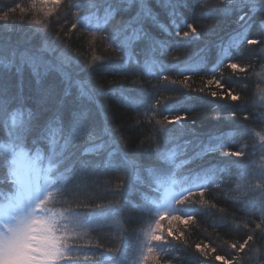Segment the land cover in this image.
<instances>
[{
	"label": "trees",
	"instance_id": "16d2710c",
	"mask_svg": "<svg viewBox=\"0 0 264 264\" xmlns=\"http://www.w3.org/2000/svg\"><path fill=\"white\" fill-rule=\"evenodd\" d=\"M78 2L79 0H64L52 16L45 18L39 11V5L36 9L32 8L31 0H0V14L17 5L27 10L22 13L17 8L15 12H10L7 21H0V70H4L2 65L9 61L18 64L20 54L25 49L38 46L44 40L67 53L73 60L70 66L73 78L80 81L91 95V99L80 97L77 104L88 114L89 127L97 137L95 142L106 141L108 136L104 130L108 129L112 137L121 141L120 147L123 150L137 156L145 165L154 163L151 152L156 146L148 137H155L163 143L153 125L165 115L169 119L177 114L187 116L186 120L175 126L167 125L175 128L173 135L176 137V144L183 146L185 141H190L186 149L187 156L198 152L202 142L206 143L209 137L214 135L227 134L222 141L227 147L221 151L239 150L246 144L247 148L244 150L249 155L228 171L218 172L215 183L208 181L205 184V174H201L197 184L204 189V196L199 195V188H193L190 199L207 203H193L187 207L179 203L173 205L181 212H191L196 219L187 228L181 226L187 243L171 241L169 238L167 254L162 253V258L171 260L172 264H224L223 261L214 259L215 255H220L233 264H264V223L259 212L255 211L258 202L252 200L249 203L254 191L249 185L253 184V177H258L259 166L258 138L254 133L264 125V121L259 119L262 107L256 101L257 88L261 83L258 74L264 66V33L260 27L254 26L246 38L258 39L262 43L249 46L244 42V38L237 37L242 23L237 22V15H221L220 0H183L186 6L178 9L175 24H172L163 11L157 9L160 12L159 23L164 25L167 31L150 21L144 23L145 29L164 47L156 45L153 50L148 40L137 41L133 49L134 60L125 63L121 49L115 44L109 47L108 37L113 27L119 25L122 19L134 15V10L129 12L128 16H117L107 26L106 31L96 33V39L93 41L88 34L89 30L72 32L67 22H56L63 21L65 17L71 20L73 17L69 15V9L71 8L74 14ZM207 4L214 6L210 8ZM36 19L44 20L48 27L41 30V26L34 23ZM256 19L258 25L260 17ZM188 24L197 28V36L183 37V32L190 30ZM177 31L180 36L176 35ZM234 39L239 40V47L230 46ZM94 57L99 59L94 60ZM199 58L203 61L193 65ZM228 62L240 63L242 67L250 64L251 67L248 68L247 75L233 73L226 67ZM121 69L125 74H120ZM212 76L226 83L234 94L241 96V100L234 102L211 96L210 91L217 90L215 85L203 93L196 91L204 87L205 81ZM8 79L13 82L18 79L15 67L8 72ZM186 79L190 87L172 83ZM23 81V105L32 109V96L36 85L27 66L23 71ZM48 81L58 82L59 77L52 73ZM121 93L141 106H129L122 100ZM72 96L79 97V91L75 87L72 89ZM157 100L160 101L159 104H155ZM149 105H155V116L149 112ZM165 107H171L173 111H164ZM231 112H235V117L230 115ZM145 113H148L147 117ZM244 116L249 119H243ZM87 145V138H81L77 147L72 150L75 155L62 165L59 171H64L72 163H75L77 169L80 168L77 157H80V152ZM105 155L106 153L101 151L99 154L81 157L90 163L72 182L74 185H81L83 191L88 194L84 199L90 207L81 208L79 211L108 217L107 220L98 219L96 226L88 231L81 243L85 244L87 251H95L98 254L106 249L119 247L120 259L124 264H131L133 261L142 264V254L146 252L144 245L147 242L144 233L157 218L155 211H148L149 207L154 209L155 206L149 205L142 198V194L155 198L162 195L163 189L157 192L155 186L149 187L147 179L144 183L136 184L134 189L130 188V182L125 175L124 186L118 190L115 185L121 182V174L103 168ZM182 159L183 156L178 157L176 165H179ZM238 159L240 158L223 157L219 152H215L196 160L190 166L166 167L174 168L175 179L181 181L173 186V190L179 192L181 188L191 186L190 183L184 182V177L189 176V168L199 172L201 168L208 169L213 165L223 167L228 161ZM249 166L248 184L237 188L240 171ZM0 187L7 189L8 184ZM244 192L250 195H242ZM129 200L139 207L133 208L128 203ZM163 223L166 225L167 221ZM258 224L259 228L256 227ZM249 234L254 236V240L249 242L244 252L231 247L233 243L242 244ZM196 244L209 245L210 248H215L216 252L209 250L207 256L202 255L196 250ZM78 264H96V260L82 259ZM147 264H152V261Z\"/></svg>",
	"mask_w": 264,
	"mask_h": 264
},
{
	"label": "snow or ice",
	"instance_id": "6c2138e0",
	"mask_svg": "<svg viewBox=\"0 0 264 264\" xmlns=\"http://www.w3.org/2000/svg\"><path fill=\"white\" fill-rule=\"evenodd\" d=\"M63 2L64 0H31L32 8L36 9L39 5V11L45 18L52 16ZM220 4L222 7L219 11L222 16L236 14L237 22H242L237 37L244 38V42L249 46L262 43L258 39H248L246 35L254 26L260 27L261 32L264 33V0H220ZM185 6L183 0H158V2L157 0H79L74 14L71 8L69 9V15L73 17L71 20L65 17L63 21L56 22L61 24L67 22L72 32L87 29L94 41L96 33L106 31L107 26L117 16H128V13L134 10V15L122 19L119 25L113 27L108 37L109 47L115 44L121 49L122 60L130 63L134 60L133 49L137 41L148 40L153 50L156 45L164 47L144 27V23L150 21L167 31V28L159 23L160 12L157 9L163 11L172 24H175L178 9ZM206 6L211 8L214 5ZM17 8L22 13L27 11L21 5H17L0 14V21H7L10 12H15ZM101 12L103 15H98ZM258 16L260 19L257 25ZM34 23L41 26V30L48 27L42 19H36ZM187 27L190 30L183 32L184 38L198 35L194 25L188 24ZM176 35L181 34L177 31ZM230 46L239 47V40L234 39ZM72 63L71 56L44 40L38 46L25 49L20 54L18 64L9 61L2 65L4 70H0V185L8 184L7 189L0 187V264H78L82 259H95L96 264H109V262L124 264L120 259L119 247L106 249L98 254L95 251H87L85 244L81 243L88 231L96 226L95 222L98 219L107 220L108 217H98L95 214L79 211L81 208L90 207L84 199L88 194L83 191L81 185H74L72 182L77 175L87 169L90 163L81 157L99 154L101 151L106 153L103 168L121 174V182L115 185L118 190L124 186L125 175L130 182V188L134 189L136 184L144 183L147 179L149 187L155 186L157 192L163 189L162 195L155 198L142 194V198L149 205L155 206L154 209L149 207L148 211H155L157 217L144 233L147 242L144 245L146 252L142 254V264H147L148 261H152V264H172L171 260L162 258V253L167 254L166 246L170 243L169 238L171 241L186 244L187 239L181 226L187 228L196 219L191 212H181L173 205L179 203L187 207L193 203H207V201L190 199L193 188H199V195L204 196V189L195 181L203 173L205 184L208 181L215 183L218 172L228 171L249 155L244 150L247 145L235 151H221L227 147L222 142L227 134L214 135L210 136L206 143L202 142L198 152L187 156L186 149L190 141H185L183 146L176 144V137L173 135L175 128L167 127V125L175 126L187 119L186 115L178 114L172 119L165 115L163 119L155 121L153 129L160 134L163 143L155 137H148L156 145L151 152L153 164L145 165L137 156L123 150L120 147L121 141L112 137L108 129L104 130L108 139L96 143L97 137L88 124V114L77 104L80 97L91 99V95L80 81L73 78L70 71ZM25 66L31 70L36 85L32 96V109H27L23 105ZM13 67L18 77L15 82L8 79V72ZM226 67L233 73L247 75L251 65L242 67L240 63L228 62ZM52 73L58 75V82L48 81ZM120 74H125L122 69ZM172 83L190 87L187 79L172 81ZM212 85H215L217 90L210 91L211 96L230 99L234 102L241 100L239 94H234L233 90L216 76L207 79L205 86L196 91L203 93ZM74 87L78 89L79 97L73 98ZM259 92L260 100L264 102V88H260ZM121 98L129 106L137 108L141 106L123 93ZM159 103V100L155 101V104ZM148 110L152 116L156 115L155 105H149ZM163 110L173 111L171 107H165ZM230 115L235 117L236 114L231 112ZM145 116L147 117L148 113H145ZM243 119L248 120L249 117L244 116ZM259 119L264 120V113H260ZM254 135L258 137L261 159H264V135L259 133ZM84 137L87 138L88 145L80 152V157H77L80 168L77 169L75 163H72L64 171H59L61 166L75 155L72 150ZM255 144L254 140L253 146ZM215 152H219L223 157L240 159L228 161L223 167L213 165L208 169L201 168L199 172L189 168V176L184 177V182L190 183L191 186L181 188L179 192L173 190V186L181 181L175 179L174 168L166 167V165L190 166L196 160H201L209 153ZM180 156L184 159L176 165L175 161ZM249 171L250 166L240 171L237 188L248 184ZM251 171L255 170L251 169ZM208 173L212 174L208 175ZM249 187L254 190L249 203L252 200L258 202L255 211L259 212L261 221L264 223V169L259 174V182L250 184ZM256 189H259L258 195L255 194ZM242 195L247 197L250 194L244 192ZM128 203L133 208L139 207L131 200ZM164 221H167L166 225ZM256 227L259 228L260 225ZM253 240L254 236L249 234L242 244L233 243L231 247L244 252L249 242ZM195 248L205 256L209 250L212 253L216 252V249L210 248L209 245L196 244ZM214 259L223 261L224 264H233L224 256L215 255ZM131 264L136 262L133 261Z\"/></svg>",
	"mask_w": 264,
	"mask_h": 264
},
{
	"label": "rangeland",
	"instance_id": "374dc122",
	"mask_svg": "<svg viewBox=\"0 0 264 264\" xmlns=\"http://www.w3.org/2000/svg\"><path fill=\"white\" fill-rule=\"evenodd\" d=\"M233 36H236V35H233ZM202 61H203V59L199 58V59H197V61L194 62L193 65H198V64H200ZM259 78H260V80H261V83L259 84V86H258V88H257V98H256V101H257V103L262 107V113H264V102H262V101L260 100V92H259L260 88H264V70H261V71H260ZM263 121H264V120H263ZM256 133H259V134H261V135H264V125L260 128L259 131H256ZM257 138H258V137H257ZM257 149L259 150V141H258ZM261 155H262V153H261L260 150H259V155H258V159H259V164H258V165H259V166H258V171H257V173H258V177L255 178L254 180H252L253 183H258V182H259V174H260L261 170L264 169V159H261ZM208 175H209V173H208ZM202 177H204V175H203ZM198 182H199V179H197V180L195 181L196 184H197ZM252 190H253V189H252ZM255 194H257V195L259 194V189H256Z\"/></svg>",
	"mask_w": 264,
	"mask_h": 264
}]
</instances>
